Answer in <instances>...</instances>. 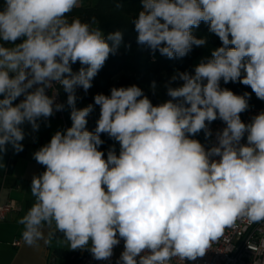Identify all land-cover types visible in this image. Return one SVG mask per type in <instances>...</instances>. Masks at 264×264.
Returning a JSON list of instances; mask_svg holds the SVG:
<instances>
[{"label":"clouds","instance_id":"1","mask_svg":"<svg viewBox=\"0 0 264 264\" xmlns=\"http://www.w3.org/2000/svg\"><path fill=\"white\" fill-rule=\"evenodd\" d=\"M78 3L0 0V152L8 144L22 151V125L37 130L38 119L64 108L58 93L47 94L54 83L72 109L71 127L34 153L44 171L33 177L36 201L19 221L24 241L43 239V224L55 222L72 250L91 241L97 260L109 259L122 239L123 264H169L204 256L239 219L264 221V111L244 122L251 93L221 85L242 84L264 101V0H141L139 44L185 57L206 43L193 35L203 22L221 46L194 74L174 75L182 83L166 86L163 103L135 85L96 95L94 131L87 129L93 105L77 109L76 89L92 87L122 33L105 40L79 18L69 22ZM218 119L225 127L206 149L195 137L210 138ZM101 134L119 143L118 154L113 145L105 157Z\"/></svg>","mask_w":264,"mask_h":264},{"label":"trees","instance_id":"2","mask_svg":"<svg viewBox=\"0 0 264 264\" xmlns=\"http://www.w3.org/2000/svg\"><path fill=\"white\" fill-rule=\"evenodd\" d=\"M143 10L141 0H95V2L84 3L74 7L66 14L67 18H79L81 22L88 23L92 29H99L105 40L109 34L119 31L122 39L119 45L115 46L114 53H110L104 65L92 80V87L85 92L82 88L76 90L86 107L93 105L91 112L92 119L89 124V131H94L96 122L99 119L100 109L94 103V97L98 94L110 95L113 87H139L154 105L163 103L169 97L166 94V86L177 87L182 81H172L177 73L188 72L194 74L195 66L200 62H207L211 59V52L221 46L218 37L211 33L208 25L201 22L199 28L193 29V35L198 39H205L206 43L200 47L193 46L188 55L182 58H168L162 56L159 51L153 52L146 45L137 42L138 33L135 31L134 22L139 12ZM110 46L112 41H108ZM81 65L79 62L72 65L73 72H77ZM155 83L156 87L152 88ZM235 94L242 95L244 92L251 93L249 105H264L250 87L239 83L223 84ZM64 91V90H63ZM65 93V92H64ZM245 113V112H244ZM244 113H241L243 120ZM200 134L197 136V138ZM105 141L101 150L107 155V150L118 142L110 139L106 134H101ZM52 236L59 239L65 238L62 232L55 229ZM62 264L77 262L84 253L74 252L70 256L68 251L63 252Z\"/></svg>","mask_w":264,"mask_h":264},{"label":"crops","instance_id":"3","mask_svg":"<svg viewBox=\"0 0 264 264\" xmlns=\"http://www.w3.org/2000/svg\"><path fill=\"white\" fill-rule=\"evenodd\" d=\"M37 124L39 125L37 130H33L28 123L22 125L25 133L24 139L20 141L22 151L16 152L12 145L8 144L6 151L0 152V204L13 200L18 206L17 210L9 213L0 222V264H62L64 251L73 256L76 251L85 254L89 250L90 241L84 248L72 250L66 238L53 237L55 222L51 225L43 224L41 228L43 239L37 240L34 244L28 245L23 239L25 226L19 221L36 201L31 194V182L33 177L44 171V166L34 159V153L48 144L57 131L71 127L65 117L47 121L38 119ZM115 149L119 152V143L115 145ZM14 240H20V245H13Z\"/></svg>","mask_w":264,"mask_h":264},{"label":"built area","instance_id":"4","mask_svg":"<svg viewBox=\"0 0 264 264\" xmlns=\"http://www.w3.org/2000/svg\"><path fill=\"white\" fill-rule=\"evenodd\" d=\"M76 90H79V88ZM62 92L63 88L58 83H54L53 88L47 90V94L50 96L58 93L55 103L61 104H63ZM76 97L79 99L80 95L77 93ZM16 102H19V100ZM261 111H264V105H249L248 110L244 113L243 121L249 122L254 115ZM55 118H64L63 109L59 111H55L54 109V114L51 117L46 119L40 118L39 120L47 121ZM91 119L92 115L90 113L87 117L88 122ZM209 127L212 132L210 138L206 139L203 132H201L198 138L196 137L206 149L217 143L216 133L221 131L225 125L218 119L212 122ZM87 129H89V124H87ZM17 209L18 206L13 200L0 204V222L9 213ZM12 244L18 246L20 245V240H14ZM90 248L91 241L88 252L83 254L75 264H123V261L120 260L124 250V242L122 239L120 244L114 247L113 255L107 260L95 259ZM118 249L121 251L116 253ZM169 264H264V221L249 223L246 218L239 219L235 225L226 228L222 236L211 242V246L204 256L197 257L195 260H181L179 257H173Z\"/></svg>","mask_w":264,"mask_h":264},{"label":"rangeland","instance_id":"5","mask_svg":"<svg viewBox=\"0 0 264 264\" xmlns=\"http://www.w3.org/2000/svg\"><path fill=\"white\" fill-rule=\"evenodd\" d=\"M91 3V2H95V0H79V3H78V5H81V4H84V3ZM68 20H69V22H71V19H70V17H68ZM88 24V23H87ZM90 25V24H89ZM90 27H91V25H90ZM67 93H64V92H62V99H63V105H64V108H63V114H64V117H65V119L69 122V124H72V121H71V119H70V113H71V107L70 106H68V104H67ZM85 103L82 101V100H78V99H76V104H75V107L77 108V109H82V108H84V107H86L85 105H84ZM201 134V133H200ZM196 138V137H195ZM121 250L120 249H118L117 250V252L116 253H119ZM80 253V252H79Z\"/></svg>","mask_w":264,"mask_h":264}]
</instances>
